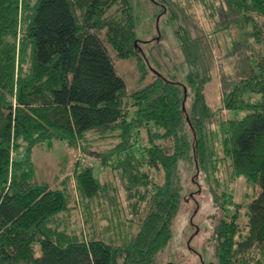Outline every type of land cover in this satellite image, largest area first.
I'll return each instance as SVG.
<instances>
[{"label":"trees","instance_id":"obj_1","mask_svg":"<svg viewBox=\"0 0 264 264\" xmlns=\"http://www.w3.org/2000/svg\"><path fill=\"white\" fill-rule=\"evenodd\" d=\"M150 1L159 5L154 15L159 34L139 41L129 0H0V264H154L170 239L181 199L195 200L183 194L180 165L191 164L192 183L202 174L218 184L214 172L225 159L233 177L245 178L260 192L246 204L244 234L242 204L227 188L218 195L211 190L223 214L213 227L215 260L207 264H264V22L259 21L264 0H195L204 9L217 2L238 13L263 49L242 77L227 82L218 109L206 99L214 58L189 11L191 1ZM160 25L175 39L182 79L158 69L157 58L167 55L160 48ZM107 45L118 58L136 60L138 81L152 72L153 63L154 79L128 90ZM222 110L245 114L220 117L219 133L212 137L208 125ZM141 128L147 144L139 142ZM90 132L118 139L102 155L101 166L117 174L133 213L147 204L134 233L86 237L70 225L75 201L85 225L95 227L104 219V233L116 230L114 218L116 227L125 224L117 189L110 193L95 166L75 163V195L66 180L55 187L36 178L35 146L57 140L85 153ZM150 167L162 173L161 182Z\"/></svg>","mask_w":264,"mask_h":264},{"label":"rangeland","instance_id":"obj_2","mask_svg":"<svg viewBox=\"0 0 264 264\" xmlns=\"http://www.w3.org/2000/svg\"><path fill=\"white\" fill-rule=\"evenodd\" d=\"M175 1H179L183 5L188 4L187 0ZM190 1L192 4L189 11L201 25L202 32L209 40V47L214 58L210 71L212 79L204 88L206 99L211 108L218 109L221 107V92L224 86L227 85L228 81L242 77V69L258 62L263 49L254 43L251 30L241 22L238 13L229 12L222 3L218 5L216 2L214 7L204 9L201 3L195 0ZM129 2L136 16V39L146 41L148 38L154 37L156 33L159 34V23L158 28L156 26L158 18H154L155 13L159 10V5H155L150 0H129ZM213 9L214 12L212 13ZM159 21L161 23V18ZM259 21L264 22L261 17H259ZM160 29L163 35L160 48L166 51L167 55L164 58H157L158 69L166 77L182 79L183 72L177 67L181 58L177 53L175 39L169 30L163 29L162 25H160ZM100 36L104 40L103 31L100 32ZM107 49L113 59L117 73L124 79L128 90L139 89L154 79L152 72L157 73V66L153 63V67L150 66L152 72L147 74L143 81H138L141 73L136 60L134 58L120 59L110 46L107 45ZM244 114L245 111L222 110L220 116L213 118L209 123L207 131L210 132L211 130L212 137H214L219 133L218 119L220 117L227 118ZM138 136L140 143L147 144V133L144 128L138 131ZM89 138H92V141L90 140L89 149L85 153L79 147H69L66 143L57 140H53L51 146L47 142L35 146L32 150V161L36 167V178L47 181L55 187H61L66 180L69 190L75 195L73 180L75 163L79 159L83 166L89 164L95 166L99 170L101 181L109 183L110 193H113V187L117 189L118 200L123 210L121 219L125 221V224L121 228L116 227L117 219L114 218L116 230L104 233L102 231L107 224L104 219H99L95 227H91L90 224L85 225L82 221L81 207L75 201L68 213L70 225L77 231L84 232L86 237L90 234H96L98 237L105 236L112 239L111 235L115 236V233L120 230L121 232L130 230L134 233L137 230V222L146 212L147 204H141L137 213H133L128 206V201L125 200L124 190L117 174L104 169L100 163L102 155L113 148L118 143V139L110 136L100 137L97 132H90ZM213 143L215 146L217 145L219 150L218 141L215 139ZM217 155L220 160L222 153L218 151ZM190 165L188 161L184 162L180 165L179 170L183 185H185L183 194L189 192V195L193 196L195 200L189 197L185 198L187 196L181 199L172 219L170 239L157 255L154 264H207L215 260L213 227L223 213L220 208L215 206L212 189L218 195L227 188L232 193L234 202L242 204V216L239 223L242 233L245 234L248 231V218L245 214L246 204L260 192V189L250 184L243 177H233L231 175L232 168L227 159L218 161L217 169L214 172L218 178V184L210 176L206 180L202 174H198V182L192 183L188 174L191 171ZM149 171L155 181H162V173H158L151 167Z\"/></svg>","mask_w":264,"mask_h":264},{"label":"water","instance_id":"obj_3","mask_svg":"<svg viewBox=\"0 0 264 264\" xmlns=\"http://www.w3.org/2000/svg\"><path fill=\"white\" fill-rule=\"evenodd\" d=\"M157 21H158V19H157ZM156 26H157V28H158V23L156 22Z\"/></svg>","mask_w":264,"mask_h":264}]
</instances>
